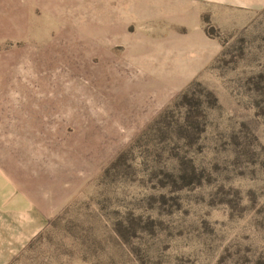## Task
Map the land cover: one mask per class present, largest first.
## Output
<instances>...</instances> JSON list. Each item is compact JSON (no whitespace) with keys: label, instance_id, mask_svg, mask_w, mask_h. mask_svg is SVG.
Listing matches in <instances>:
<instances>
[{"label":"rangeland","instance_id":"374dc122","mask_svg":"<svg viewBox=\"0 0 264 264\" xmlns=\"http://www.w3.org/2000/svg\"><path fill=\"white\" fill-rule=\"evenodd\" d=\"M0 264H264V0H0Z\"/></svg>","mask_w":264,"mask_h":264}]
</instances>
